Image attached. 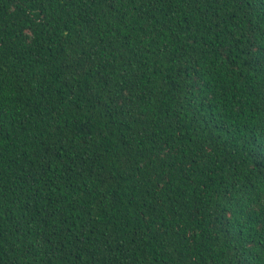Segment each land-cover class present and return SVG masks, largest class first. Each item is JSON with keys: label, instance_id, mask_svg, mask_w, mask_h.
Returning <instances> with one entry per match:
<instances>
[{"label": "trees", "instance_id": "obj_1", "mask_svg": "<svg viewBox=\"0 0 264 264\" xmlns=\"http://www.w3.org/2000/svg\"><path fill=\"white\" fill-rule=\"evenodd\" d=\"M0 264H264V0H0Z\"/></svg>", "mask_w": 264, "mask_h": 264}]
</instances>
